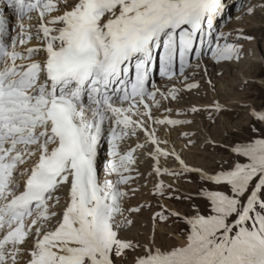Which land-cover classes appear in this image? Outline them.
<instances>
[{
    "label": "snow or ice",
    "instance_id": "obj_1",
    "mask_svg": "<svg viewBox=\"0 0 264 264\" xmlns=\"http://www.w3.org/2000/svg\"><path fill=\"white\" fill-rule=\"evenodd\" d=\"M257 7L264 0L246 11ZM7 8L18 23L12 31L0 14V264H264V138L233 147L237 159L207 173L156 132L192 121L153 115L173 111L161 99L179 101L174 81L189 79L192 59L199 67L205 57L243 58L252 37L241 29L230 41L216 30L224 0H7ZM157 71L173 83L168 92L151 85ZM251 114L264 124V110ZM145 157L150 175L198 173L213 187L201 189L203 210L161 205L141 242L127 233L141 212L130 197ZM170 158L177 168L161 164ZM166 188L161 179L153 194ZM173 217L182 242L157 240Z\"/></svg>",
    "mask_w": 264,
    "mask_h": 264
},
{
    "label": "rangeland",
    "instance_id": "obj_2",
    "mask_svg": "<svg viewBox=\"0 0 264 264\" xmlns=\"http://www.w3.org/2000/svg\"><path fill=\"white\" fill-rule=\"evenodd\" d=\"M224 2L226 10L218 18L216 30L230 34V41L236 38L241 29L246 36L252 37L251 40L242 41L244 56L241 61L220 65L205 57L200 64H212L214 73L202 76L200 67L196 66V60L192 59L191 67L186 69V72H189L187 73L189 79L174 81L175 87L179 89V101L164 100L158 96L161 104L173 111L168 113L164 107L158 111L153 108L154 116H169L172 119L192 121L191 124L177 126L170 131L177 134L176 142L182 147L179 149L180 154L183 152L182 155H186L183 156L185 162L207 173L219 170L224 161L229 163L223 166L229 167L233 160L237 159L231 151L233 147L243 145L253 138H264V124L258 122L251 114L253 110H264V11L259 7L252 14L246 11L250 4L259 5L260 0H224ZM237 16H242V19L237 20ZM10 18L12 29L15 17ZM230 65H236L237 68H231L229 72H226L227 68H221ZM191 69L192 71H188ZM186 83H197L199 88L187 90ZM151 85L162 89L163 92L173 87V83H169L163 77L158 78L155 84L151 81ZM159 85H163L162 88ZM217 103L221 105L219 112L215 110ZM193 107L201 111L193 113L190 111ZM158 127L162 128L158 132L159 135L164 129L167 130L165 126L158 125ZM182 132L191 134V139L196 141L195 146L185 147L187 139L181 135ZM104 152L103 147L101 157H105ZM240 159L243 161V158ZM161 164L167 168H177L171 158L166 163L163 160ZM150 173L152 168L147 165L145 172L141 176H136L135 183L131 185L137 189V192L135 196L130 197V204L132 207L140 206L141 212L131 217L135 223L127 236L129 239H139L141 242L151 235L153 227L151 216L153 212L162 210L161 205L168 210L183 214L190 213L193 205L203 210L206 201L200 195L201 189L213 187L202 182L198 173H189L179 178L167 175L156 177ZM161 179L165 185H172L171 189L166 188L164 197L153 194L154 185ZM168 193H171V198ZM177 196L181 199H176ZM188 196L191 199L184 198ZM173 221H175L174 217L169 221L167 228L157 227V240L168 234L172 242H182L180 231L184 225Z\"/></svg>",
    "mask_w": 264,
    "mask_h": 264
},
{
    "label": "bare ground",
    "instance_id": "obj_3",
    "mask_svg": "<svg viewBox=\"0 0 264 264\" xmlns=\"http://www.w3.org/2000/svg\"><path fill=\"white\" fill-rule=\"evenodd\" d=\"M7 2H6V0H0V14H3V15H5L8 19L10 18V16H9V12H8V10H7V7H6V4ZM11 19V18H10ZM18 23V21L16 20V18L13 20V28L11 29L12 31H15V27H16V24ZM26 23H27V21H26ZM200 70H201V72H202V76H204V74H206V76L209 74H211V73H214V69L212 68V64H208V65H206V64H200ZM222 69H224V68H227L226 70V72H229L230 71V69L231 68H237V66L236 65H230V66H225V67H221ZM213 69V70H212ZM188 71H192V69L191 70H188ZM186 73H189V72H186ZM208 80H210V79H208ZM218 83V82H217ZM216 83V84H217ZM158 86V85H157ZM160 86V88H162V86L163 85H159ZM221 90V89H220ZM160 91H162V89H160ZM222 91V90H221ZM163 92V91H162ZM164 92H168L167 90L166 91H164ZM158 98V97H157ZM149 103H151V102H149ZM154 111V110H153ZM161 118H162V116H160ZM161 127H158V126H156V132H157V135L160 137V139H168L169 140V144L167 145V147L169 148V149H171V148H173V147H175V150L178 152V153H180V150L179 149H181L182 147H180V145L176 142V138H177V134L176 133H174V132H171V131H169V130H165L164 128V132L163 133H161L160 135L158 134V132L162 129H160ZM133 140H135V138H133ZM143 140V136H141V141ZM164 145H162V147H163ZM104 150H105V152H104V154H103V156H105L106 157V155H107V147H106V145L104 146ZM182 152V151H181ZM183 153V152H182ZM182 153H181V156H182V158H183V156L185 157L186 155L184 154V155H182ZM184 160H185V158H183ZM147 160V161H146ZM162 161H163V159L161 160V163H162ZM171 161H174V163H175V166H177L178 167V162L177 161H175L173 158H171ZM146 162H149V163H146ZM168 162V161H167ZM103 163H106V159L103 161L102 160V163H101V165H103ZM151 161H150V159H148V158H142V162H141V164H140V172L141 173H144L145 172V167L148 165V167H150V165H151Z\"/></svg>",
    "mask_w": 264,
    "mask_h": 264
}]
</instances>
